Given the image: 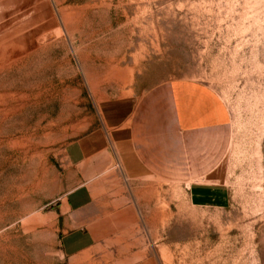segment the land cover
<instances>
[{
	"label": "rangeland",
	"instance_id": "obj_1",
	"mask_svg": "<svg viewBox=\"0 0 264 264\" xmlns=\"http://www.w3.org/2000/svg\"><path fill=\"white\" fill-rule=\"evenodd\" d=\"M142 92L211 145L187 167L212 172L187 181L223 190L192 207L173 188L143 239L163 264H264V0H0V264H67L55 205L79 176L63 148L111 135L110 104ZM197 107L216 124L187 127Z\"/></svg>",
	"mask_w": 264,
	"mask_h": 264
},
{
	"label": "crops",
	"instance_id": "obj_2",
	"mask_svg": "<svg viewBox=\"0 0 264 264\" xmlns=\"http://www.w3.org/2000/svg\"><path fill=\"white\" fill-rule=\"evenodd\" d=\"M170 92L182 106L183 93L175 88ZM149 96L142 92L135 101H113L107 110L111 135L100 127L66 142L63 148L67 164L75 171L72 176H79L55 205L61 227L58 242L67 264H163L143 239L140 224L153 240L152 231L160 218L155 210L174 207L173 188L184 186L192 207L221 205L223 190L215 181L186 179L188 174L212 172L213 168L199 165L187 167V160L201 159L203 152L211 159V145H203L201 133H189L194 138L188 143L184 134H177L178 125H162L166 116L153 109L165 100ZM195 104L199 105L197 99ZM191 111L195 120L187 127L200 131L201 125L218 121L209 109ZM111 160L118 172L110 170Z\"/></svg>",
	"mask_w": 264,
	"mask_h": 264
}]
</instances>
